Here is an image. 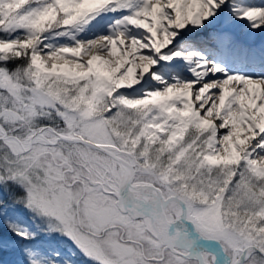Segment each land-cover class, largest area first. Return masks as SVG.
Wrapping results in <instances>:
<instances>
[{
  "label": "snow or ice",
  "instance_id": "1",
  "mask_svg": "<svg viewBox=\"0 0 264 264\" xmlns=\"http://www.w3.org/2000/svg\"><path fill=\"white\" fill-rule=\"evenodd\" d=\"M0 264H264V0H0Z\"/></svg>",
  "mask_w": 264,
  "mask_h": 264
}]
</instances>
